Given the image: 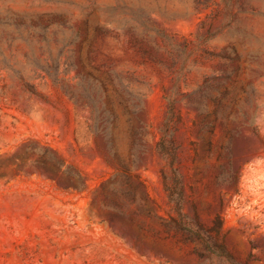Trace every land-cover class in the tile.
Instances as JSON below:
<instances>
[{
    "label": "rangeland",
    "instance_id": "374dc122",
    "mask_svg": "<svg viewBox=\"0 0 264 264\" xmlns=\"http://www.w3.org/2000/svg\"><path fill=\"white\" fill-rule=\"evenodd\" d=\"M0 264H264V0H0Z\"/></svg>",
    "mask_w": 264,
    "mask_h": 264
},
{
    "label": "trees",
    "instance_id": "16d2710c",
    "mask_svg": "<svg viewBox=\"0 0 264 264\" xmlns=\"http://www.w3.org/2000/svg\"><path fill=\"white\" fill-rule=\"evenodd\" d=\"M163 178H164V176H163ZM169 197H171L170 194H169ZM170 199H171V198H170ZM176 203H178V202H176ZM177 205H178V204H177Z\"/></svg>",
    "mask_w": 264,
    "mask_h": 264
}]
</instances>
